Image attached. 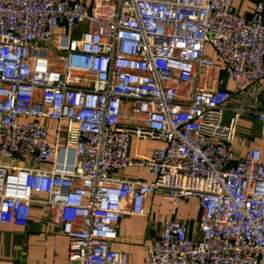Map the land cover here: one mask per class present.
<instances>
[{"label":"built area","instance_id":"obj_1","mask_svg":"<svg viewBox=\"0 0 264 264\" xmlns=\"http://www.w3.org/2000/svg\"><path fill=\"white\" fill-rule=\"evenodd\" d=\"M221 73L234 92L264 80V2L247 18L234 0H0V223L46 207L65 264H131L110 244L160 194L140 264H264V163L235 159ZM133 139L163 146L131 156Z\"/></svg>","mask_w":264,"mask_h":264},{"label":"crops","instance_id":"obj_2","mask_svg":"<svg viewBox=\"0 0 264 264\" xmlns=\"http://www.w3.org/2000/svg\"><path fill=\"white\" fill-rule=\"evenodd\" d=\"M89 4L90 0H75ZM264 0H234V12L238 16L249 18L256 2ZM206 55L214 58L210 47ZM221 87L232 93V98L226 106L231 110L243 108L234 141V156L236 160L245 157L246 152L257 149L261 152L264 163V124L257 115L264 113V80L242 92H234V84L221 73ZM157 141H136L133 139L130 147L131 156H150L153 150L162 147ZM35 167H39L34 165ZM41 168H44L40 166ZM116 177L127 180H150L145 169L127 168L115 174ZM194 201V200H192ZM181 206V219H195L190 204ZM169 203L160 194L149 196L145 203V216H127L120 222L118 234L110 248L127 254L131 264L143 263L146 259V249L150 241L160 234L161 224L168 216ZM67 239L59 228L50 222V214L46 207L34 206L28 222L24 226L6 225L0 223V264H65L68 257Z\"/></svg>","mask_w":264,"mask_h":264},{"label":"rangeland","instance_id":"obj_3","mask_svg":"<svg viewBox=\"0 0 264 264\" xmlns=\"http://www.w3.org/2000/svg\"><path fill=\"white\" fill-rule=\"evenodd\" d=\"M191 202H194V201H191ZM194 215H195V219H191L192 221H194V222H192V224H194L198 219L195 212L192 213V217H194Z\"/></svg>","mask_w":264,"mask_h":264}]
</instances>
